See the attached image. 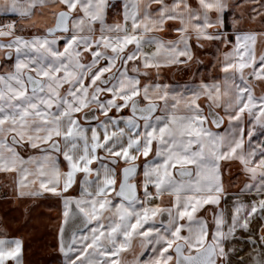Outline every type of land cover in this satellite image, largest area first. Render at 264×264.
I'll return each instance as SVG.
<instances>
[{
    "label": "snow or ice",
    "instance_id": "snow-or-ice-1",
    "mask_svg": "<svg viewBox=\"0 0 264 264\" xmlns=\"http://www.w3.org/2000/svg\"><path fill=\"white\" fill-rule=\"evenodd\" d=\"M56 3L54 25L31 36L0 23L11 62L0 71V172L18 199L62 201L64 264H126L134 238L133 264H264V31L239 26L245 10L238 19L230 0H0V15L35 27ZM245 3L264 22V0ZM193 35L198 48L230 45L222 78L161 81L162 68L193 61ZM232 160L249 179L229 194L222 162ZM241 241L259 249L237 258ZM23 245L4 230L0 264H23Z\"/></svg>",
    "mask_w": 264,
    "mask_h": 264
},
{
    "label": "rangeland",
    "instance_id": "rangeland-1",
    "mask_svg": "<svg viewBox=\"0 0 264 264\" xmlns=\"http://www.w3.org/2000/svg\"><path fill=\"white\" fill-rule=\"evenodd\" d=\"M231 3L239 2L242 7L235 9V14L239 19L241 10H245V16L241 20L240 25L245 30L252 29L257 32L264 31V22H261L259 17L256 20L248 19L246 11L247 4L245 0H230ZM112 12V11H111ZM110 12V13H111ZM111 14H114L112 12ZM233 13H229V20H231ZM17 20V32L25 34L27 31H36L37 29L43 30L49 27L47 23L32 25L30 21L18 20V17L13 18ZM5 22V20H3ZM47 25V26H46ZM231 31V25L227 29ZM194 49V61L196 63V78L198 80L213 81L214 79H221L219 60L222 58L220 53L227 51L230 45H218L214 43H204L203 48H198L195 43V36L192 38ZM257 50H264V44L258 41ZM1 59V58H0ZM3 59V58H2ZM3 67L0 71H5L10 67V62L2 60ZM198 61V62H197ZM264 86H257V95L261 94ZM205 103V102H204ZM223 115V113L221 112ZM247 119V118H246ZM223 130V128H221ZM260 129H257V133ZM264 139V135H257L256 140ZM228 174L226 183L228 188L232 190H240L248 181V176L244 172L241 164L237 160L228 161ZM14 177L9 174L5 175L0 172V223L3 228L0 231H7L8 235L16 234L18 228L24 239L23 247V264H64V256L59 250V235L60 226L62 223V201L49 194L42 195L36 198H17L12 189V182ZM75 191L69 190V194L78 195V184L74 186ZM164 206H167L169 199H164ZM71 230L67 231L66 239H71ZM141 249L138 240L135 238L132 241L131 248L125 249L122 252L121 258L126 264H133L136 257L140 254ZM148 256L144 255L142 259H147Z\"/></svg>",
    "mask_w": 264,
    "mask_h": 264
},
{
    "label": "crops",
    "instance_id": "crops-1",
    "mask_svg": "<svg viewBox=\"0 0 264 264\" xmlns=\"http://www.w3.org/2000/svg\"><path fill=\"white\" fill-rule=\"evenodd\" d=\"M118 2V0H117ZM170 2V0H169ZM192 2H195V0H192ZM63 8V5L60 4V3H56L55 5H50L49 6V9L45 11V14L41 17V16H37L35 19H36V25H41V24H45L47 23L48 25L50 24V26H53L54 25V22H55V18L54 16H52L50 14V12L52 11H59ZM111 12V11H110ZM109 12V23H111L114 19H119L118 16H116L115 14H111ZM17 16H15L14 14H9L7 16H3V15H0V23H3V20L7 21L9 19H12L14 20L13 18H16ZM30 23H32V21H30ZM47 26V25H46ZM29 27L31 28L32 26L29 25ZM37 32L34 30V31H27L25 34L23 33V35L25 36H31L33 34H36ZM162 36H164L166 39H173L175 38L176 36V33H171L169 34L167 29L161 33ZM193 42V40L191 41V43ZM192 50H193V53H194V49H193V44H192ZM0 69L3 67V64H2V56H0ZM11 64V62H10ZM196 71H197V68H196V63L194 61V58H193V61H190L188 63V65H178V66H167V67H164L161 69V75L159 77V79L161 81H164L166 83H174V82H178L180 84H183L185 82H195L196 84L200 83L201 80H198L196 78ZM208 82H211V81H208ZM204 97H201L200 98V103H204ZM129 113L128 112H125L124 115H128ZM61 159V163H62V167H65L63 165V157L60 158ZM143 160V157L140 158V161H138V163L142 162ZM228 165H230L228 163V161H225V162H222V167H223V183H224V187L225 189L227 190V192L229 194H232V193H237L239 192L240 190H232L230 188H228L227 186V183H226V178H227V174H228ZM79 175H78V179H79ZM75 186V185H74ZM73 186V188H74ZM78 193H79V190H78ZM36 198V197H35ZM244 199H247V196L243 197ZM162 199H170V197L168 196L167 193H165L162 197ZM235 199L234 196H229V198H222L221 199V202H220V208H228L229 210L231 209V202ZM212 211H213V207L212 206H209V205H205V207L203 209H201L199 211V215L201 216H204L206 219L209 220V222L211 223V220H212ZM3 228V224L0 223V231L2 230ZM21 229L18 228V232L16 234H12V235H8L9 238H13V237H18V238H21L24 242V239L22 238L21 234H19V231ZM2 234V233H0ZM238 236H242L244 235L243 233L239 232L237 233ZM233 243H237V241H233ZM25 244V243H24ZM24 247V245H23ZM238 247L242 248L243 251H240L239 254H238V257H245L247 258L249 253H252L253 255L255 254L254 252H252L253 249H256L258 250L259 249V246L256 245V244H252V243H247L245 244L243 241L239 242L238 243Z\"/></svg>",
    "mask_w": 264,
    "mask_h": 264
}]
</instances>
